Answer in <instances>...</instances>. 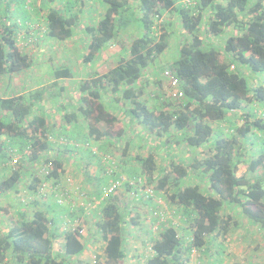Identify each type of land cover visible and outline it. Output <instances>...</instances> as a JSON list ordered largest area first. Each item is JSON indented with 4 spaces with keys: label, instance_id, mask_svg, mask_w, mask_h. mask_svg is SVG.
<instances>
[{
    "label": "trees",
    "instance_id": "trees-1",
    "mask_svg": "<svg viewBox=\"0 0 264 264\" xmlns=\"http://www.w3.org/2000/svg\"><path fill=\"white\" fill-rule=\"evenodd\" d=\"M96 2L102 7L99 17L88 7ZM40 11L45 39L87 41L85 65L109 47L120 49L113 67L77 85L81 105L76 118L70 113L66 119L81 117L86 138L101 141L121 136L113 132L111 113L117 107L158 138V152L137 159L141 169L133 171H142L144 186L167 207L156 209L159 223L144 264H188L193 252L211 248H219L217 257L225 259L218 238L232 232L238 216L264 233V84L256 79L264 73V0H0L1 81L31 67L25 50L30 37L24 36L26 44L20 45L19 35L29 32L31 15L40 16ZM49 71L53 78L47 81L73 75L69 67ZM149 71L159 76L151 83L160 87L151 93L152 103L157 101L151 105L149 97L141 98L142 85L150 84L145 78ZM243 74L252 76L251 84ZM57 85L17 96L0 94L1 197L27 171L37 173H27L33 194L42 180L57 184L63 174L61 164L46 156L55 150L50 144L53 114L36 106L44 94L55 100L51 93ZM186 149L196 155L188 165L169 159ZM107 189L101 191L105 198L94 222L103 249L92 262L77 260L86 244L79 226L61 234L60 213L39 210L34 199L30 211L19 212L18 220L0 231V264H122L125 230L136 221L128 217L132 209H121ZM2 211L7 209L2 206ZM66 216L73 219L72 212Z\"/></svg>",
    "mask_w": 264,
    "mask_h": 264
},
{
    "label": "crops",
    "instance_id": "crops-1",
    "mask_svg": "<svg viewBox=\"0 0 264 264\" xmlns=\"http://www.w3.org/2000/svg\"><path fill=\"white\" fill-rule=\"evenodd\" d=\"M88 7L92 11L91 14L93 16H100L102 10L100 3L96 2L93 6L89 5ZM42 12L43 11H40L38 14L40 16L31 15L30 23H32V25L28 27V33L24 31H22L21 34L19 33L20 45L22 41L25 42L27 40H25L24 36H28L30 37L29 43H31V48L35 49L36 47L38 57L35 55L32 61V63L35 62L36 65L34 67L31 66L24 73L14 75L2 81L0 80V94L6 92L9 96H17L42 89V87L50 83L58 84L57 88L51 93L57 98L51 101L47 98L46 94H44L45 98L43 96V100L41 99L42 102L36 104V106L41 108V110L51 111L50 113L53 114L49 115V123L51 126L55 123L54 132L52 133L54 142L50 144H53L51 149L55 150L52 152V155L46 156L59 162L64 172L59 177L57 184L52 181H43L41 175H39L40 180H42L41 187L38 193L33 194L31 190L28 189L31 179L27 177V173L31 175L34 173V176H37V173L32 170L33 173L27 171L26 178L22 180L12 192L8 193L6 196L1 197L0 195V207H2L1 199H7L6 202H4L9 206L7 212H0V231L4 230L8 222H6L5 218H7V216H4V214L13 215L14 218L12 220H18L19 217L17 216H19V212L26 213L30 211L34 207L35 199L39 210L48 209L49 211L54 210V212L56 210L60 213L58 216L60 222L58 223L61 234L64 233V230L67 231L69 229L71 223L77 222L86 243L83 253L77 257V260L88 262L86 255L94 251L90 247V245L93 244L91 241L96 239V242L99 240L98 236L94 235V222L97 216H99V208L105 198L102 196L101 191L103 188L110 187L118 182L119 186L112 192V196L117 197L119 200L118 205L121 209H126V212L132 209L128 217L136 221V225L128 223L125 230V238L127 241L126 256L128 257L129 254L128 245L138 240L137 244L141 246V250L140 248L137 250L139 259H145L150 255V240L154 236L159 223V221L157 222L155 220L157 211L159 209L165 210L167 207L159 198L154 196L150 186H144L145 181L141 173L142 171L138 170V172H136L137 174L133 173V171L138 168L141 169L139 164H137V159L155 155L154 152L159 149L157 144L158 138L146 134L143 128L133 122L128 112L120 113L117 107L115 108L116 112L111 113L116 119L113 124V132H121V136H115L117 138H105L101 141L90 140L86 138V124L81 117L77 116L76 121L72 119L68 121L66 119L65 115H69L70 113L75 114L74 116L76 118V111L81 105L75 93L77 85L89 78V76H92L93 73L103 74L107 72L109 68L113 67L116 64L113 58L117 60L121 58L120 56L118 57L120 49L117 45L109 47L104 50L100 58L97 57L96 60L85 65L82 61V56L85 53V43L87 41L82 42L76 37L67 42V44H58L49 39H45L42 34L45 27L41 18L43 15ZM90 17L88 18L89 20ZM31 37H36L40 40H38V42L37 40L33 42L31 41ZM25 46L28 45L26 44ZM77 46L78 53L74 52ZM40 49L41 52H39ZM50 55L52 57H50ZM70 55L72 56L71 60H61V58ZM40 62L45 64L47 69L48 67H53L55 69L69 67L70 72L73 74L72 78L60 79L55 82L54 80L47 81L48 78L52 77L49 72L45 73V76L41 74L38 75V73L35 72L37 63ZM31 68L34 69L33 75L28 73ZM145 75V78H148L150 84L148 86L147 84L142 85L145 95L142 94L141 98L143 96L146 98L149 97L148 103L150 105L153 103L157 104V101L152 103L150 96L154 94V92H159L160 90L157 84L151 83L159 79V76H157V78L153 77L154 74L151 73V71L145 73ZM27 82L32 83L33 86L29 87ZM21 85H23V87H21ZM162 86H167V82H162ZM10 93L12 95H10ZM9 96L5 95V97ZM100 130H105V127L101 125ZM166 151H168V149ZM192 152L193 150L189 151L186 149L180 152V155H169V159H175L177 162L184 161L185 164L188 165L193 157H196ZM1 169H3L2 164H0V171H2ZM142 186L144 187L143 189ZM133 196L135 200L132 199ZM162 204L163 206H160ZM157 206H160V208H156ZM68 212H72L73 219L71 217L67 218L66 215ZM80 218H82V220H79ZM244 220L251 224L247 219ZM231 223L233 224V221ZM235 223L237 224V220ZM88 228L93 229L91 231V236L87 233L89 230ZM226 237L228 240L230 239L228 238L229 236H224V238ZM218 239L223 249L222 251H224L225 259L217 257L218 254L216 251L219 248H211L209 253H207L205 249L201 252H193L188 264H232L234 262L233 259L238 256V253L235 252L233 256L232 252H229L230 248H224L221 238ZM62 241V238L57 240L59 245L63 243ZM98 249L100 250L99 254H101L103 247H98Z\"/></svg>",
    "mask_w": 264,
    "mask_h": 264
},
{
    "label": "rangeland",
    "instance_id": "rangeland-1",
    "mask_svg": "<svg viewBox=\"0 0 264 264\" xmlns=\"http://www.w3.org/2000/svg\"><path fill=\"white\" fill-rule=\"evenodd\" d=\"M25 50L28 53V56L31 58V62L33 61L35 55L37 56V50L36 47L35 49L31 48V45L25 46ZM41 52V49L40 51ZM73 52V51H72ZM74 52L78 53V46L77 48L74 50ZM100 53L97 55V57L100 58ZM78 56V54H77ZM50 57H52L50 55ZM72 56H66L65 58H61L62 61H68L71 60ZM96 57V58H97ZM169 57V56H168ZM167 56H165V58L167 60H170V58L168 59ZM172 57V56H171ZM95 58V60H96ZM36 65V63H32L31 66L34 67ZM37 69H35V72L39 74H41L42 76H45V73L48 72V69L46 68L45 64H42V62L37 63L36 66ZM77 70V69H76ZM29 74L34 73V69L31 68L28 71ZM50 73V71H49ZM245 79L247 80V82L249 84H251L252 81V76L250 74L244 75ZM36 80H39L38 78H35ZM256 79L260 82L264 84V73L260 74L258 77H256ZM34 82V81H33ZM38 82V81H36ZM18 83V82H17ZM30 86H33L32 83L27 82ZM39 83V82H38ZM21 87H23V85H21ZM158 152V151H157ZM188 155V153H187ZM157 162H162L161 158L157 159ZM144 187L142 186V189ZM7 200V199H6ZM6 200L1 199V205L4 206L7 211L9 209V206L6 202ZM5 201V202H4ZM7 216V218H5L6 222L12 220L14 218L13 215H8L7 213L4 214V216ZM168 215H170V213H168ZM237 220V224L235 225V228L232 229V232L229 233L227 236H229L228 238H230L229 240L226 238H224L222 240L223 242V247L224 248H230L229 252H232L233 256L234 253H238V256L233 259L234 263H239V264H264V233L262 231H259L260 229L257 226H254L255 224H249L247 222H245L244 219H242L240 216H238ZM79 220H82V218H80ZM5 222V223H6ZM7 222V223H8ZM74 223V222H73ZM78 225V224H76ZM90 225V222H89ZM234 225V224H233ZM89 230L87 231V233H89V236L92 235V228H88ZM131 229V228H129ZM259 229V230H258ZM127 231L129 232V230L127 229ZM127 234V233H126ZM96 240V239H95ZM95 240L91 241L93 244L90 245V247L92 248V252L88 253L86 255L87 257V261L88 262H92L94 260V257L100 255V250L98 249V247H103V242L97 240L95 242ZM131 240V239H130ZM138 240H135V242L132 244L130 243V245H128V250H129V254L126 260L123 261L122 264H144V259H139L138 256V252L137 250L140 248L141 250V246L138 245L137 242ZM100 244V245H98ZM138 247V248H137ZM237 260V261H236Z\"/></svg>",
    "mask_w": 264,
    "mask_h": 264
},
{
    "label": "built area",
    "instance_id": "built-area-1",
    "mask_svg": "<svg viewBox=\"0 0 264 264\" xmlns=\"http://www.w3.org/2000/svg\"><path fill=\"white\" fill-rule=\"evenodd\" d=\"M176 93H177V92H176ZM176 93H175V94H176ZM177 96H181V95L179 94V95H177ZM118 186H119V183H118V182L115 183V184H113V185H111L110 187H108L107 190H105V193L113 192ZM76 224H77V222H74V223H71L70 225H71V226H74V225H76ZM79 233L82 234V231H80Z\"/></svg>",
    "mask_w": 264,
    "mask_h": 264
}]
</instances>
